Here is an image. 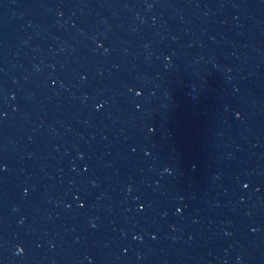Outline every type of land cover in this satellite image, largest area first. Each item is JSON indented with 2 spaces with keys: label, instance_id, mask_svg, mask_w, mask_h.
Masks as SVG:
<instances>
[{
  "label": "water",
  "instance_id": "95a60500",
  "mask_svg": "<svg viewBox=\"0 0 264 264\" xmlns=\"http://www.w3.org/2000/svg\"><path fill=\"white\" fill-rule=\"evenodd\" d=\"M0 264H264V0H0Z\"/></svg>",
  "mask_w": 264,
  "mask_h": 264
}]
</instances>
